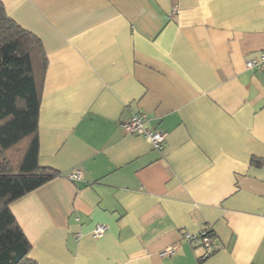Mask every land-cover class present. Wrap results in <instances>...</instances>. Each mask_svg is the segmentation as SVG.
<instances>
[{
    "label": "crops",
    "instance_id": "obj_1",
    "mask_svg": "<svg viewBox=\"0 0 264 264\" xmlns=\"http://www.w3.org/2000/svg\"><path fill=\"white\" fill-rule=\"evenodd\" d=\"M1 2L46 57L37 160L57 174L9 204L35 264H264V66L245 67L264 0Z\"/></svg>",
    "mask_w": 264,
    "mask_h": 264
},
{
    "label": "trees",
    "instance_id": "obj_2",
    "mask_svg": "<svg viewBox=\"0 0 264 264\" xmlns=\"http://www.w3.org/2000/svg\"><path fill=\"white\" fill-rule=\"evenodd\" d=\"M46 57L40 39L20 26L0 0V264H35L28 257L30 243L10 210L11 201L45 183L57 171L38 163L37 119ZM263 160L252 158V164ZM200 237L217 245L212 231Z\"/></svg>",
    "mask_w": 264,
    "mask_h": 264
},
{
    "label": "built area",
    "instance_id": "obj_3",
    "mask_svg": "<svg viewBox=\"0 0 264 264\" xmlns=\"http://www.w3.org/2000/svg\"><path fill=\"white\" fill-rule=\"evenodd\" d=\"M264 66V49H262L259 54L255 57L249 58L245 61V67L248 69H260ZM145 114L143 112H132L130 118L121 122L120 125L127 132H134L142 135L146 138L154 148H160L163 145L165 140L166 133L160 129L149 128L145 125ZM71 178H79L80 172L77 170L75 172L70 173ZM107 228L106 224L96 223L91 229V235L93 237H100L105 232ZM185 236L194 244L202 242L205 246L204 252L207 255L213 245L209 242L208 237H200L198 233L196 234H188ZM175 250V245L167 246L163 250H161V255L172 254Z\"/></svg>",
    "mask_w": 264,
    "mask_h": 264
}]
</instances>
